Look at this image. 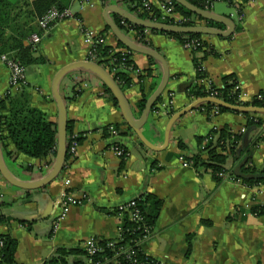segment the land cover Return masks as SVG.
Listing matches in <instances>:
<instances>
[{
    "label": "crops",
    "instance_id": "1",
    "mask_svg": "<svg viewBox=\"0 0 264 264\" xmlns=\"http://www.w3.org/2000/svg\"><path fill=\"white\" fill-rule=\"evenodd\" d=\"M146 1L158 9L160 0ZM65 2L74 12V18L57 23L39 36L33 55L42 62L27 66L25 74L26 92L32 106L56 126L52 80L64 66L86 61L88 48L82 31L104 34L105 45L115 47L116 38L107 30L104 10L115 6L128 13L119 0H93L83 10L78 9L77 0ZM211 12L232 20L234 31L227 38L202 37L215 53L202 62L206 77L203 82L196 78L192 53L178 40L162 34L149 35L150 46L145 48L163 57L169 79L161 95L162 102L156 104L155 112L149 113L142 134L160 151L146 148L133 132L126 135L114 132L104 137V127L122 125L124 121L118 107L105 94L102 80L85 69L74 70L64 77L59 94L66 106L67 122H71L72 133L82 139L76 156L71 162H65L58 178L36 190L16 188L0 174V237L9 236L16 241L17 264H43L58 248L84 250L90 238L116 239L122 217L115 210L146 194L162 201L152 232L141 243L142 252L158 264H264V182L246 186L226 176L217 183L210 173L195 170L191 165L184 167L180 160V157L195 155L196 137L206 136L212 129L227 127L231 133L243 135L246 118L226 112L208 119L205 112L194 109L172 125L165 145L170 118L195 101L187 96L193 83L221 88L222 77L233 75L238 81L240 101L247 102L258 93L264 94V0H249L240 21L236 8L224 1H215ZM108 17L115 23L116 14L110 13ZM218 25L221 27L213 28L227 30L224 25ZM126 37L136 43L135 32H129ZM26 43L31 44L30 37ZM195 56L199 58L201 53ZM131 60L138 71H152L153 77L144 78L142 84L145 91L151 86L154 91L162 76L160 65L135 52ZM129 74L134 84L123 93L134 112L141 92L138 75ZM8 90L9 71L0 61V97ZM78 91L80 94L70 100ZM120 131L125 132L126 127L122 126ZM261 135L264 127L248 134L247 146L252 151L246 156H249V165L257 171L264 170V141L254 145ZM178 141L185 145L184 151L177 148ZM115 145L126 151L125 159L114 152ZM245 148L241 143L242 151ZM0 149L6 169L25 184L45 177L54 159L49 156L31 159L17 152L8 158L5 152L14 151L10 141L1 144ZM235 166L228 159L226 169L233 171ZM63 191L84 199L56 223ZM254 208L263 213L256 215L252 212ZM75 259L69 257L68 262L71 264Z\"/></svg>",
    "mask_w": 264,
    "mask_h": 264
},
{
    "label": "trees",
    "instance_id": "2",
    "mask_svg": "<svg viewBox=\"0 0 264 264\" xmlns=\"http://www.w3.org/2000/svg\"><path fill=\"white\" fill-rule=\"evenodd\" d=\"M163 1V0H162ZM198 9L204 10L207 4V0H187ZM228 3L230 6L235 7L239 14L243 15L245 5L249 0H220ZM126 8L128 13L137 16L139 19H147L150 21L162 22L160 20V13L156 8H152L151 14H149L143 7L146 0H119ZM175 15L178 14L180 18L186 19L185 23L181 25L190 26H209V27H221L218 24L207 22L196 15L192 14L185 8L177 5L171 0ZM213 4V3H211ZM65 0H0V57L6 55L8 58L14 60L19 65L23 66L25 71L26 67L41 63L40 58H35L36 48L30 43L27 45V40L32 34L38 36L44 35L46 32L38 25V19L41 18L50 9L56 8L58 10L67 8ZM124 21L120 17H116L115 24L124 34H128L130 30L136 33L134 41L136 43L146 44L143 41V29L134 26L125 21L129 26V29L122 26L121 22ZM164 24L173 25L172 21H164ZM39 27V28H38ZM107 30H109L107 28ZM49 31V30H48ZM47 31V32H48ZM151 34H162L170 38L176 39L183 44L186 41L197 40L200 45L194 50H189L192 53V62L194 64L196 78L198 81L203 82L206 79L202 69L203 60L210 56L215 55L214 51L208 47V45L202 40L204 35H181V34H167L151 31ZM26 43V44H25ZM150 46L148 40V47ZM37 47V46H36ZM115 49H126L120 42L116 40V46L110 47L106 45L95 46V62L101 66L114 80L117 86L122 92L130 88L134 83L128 72L125 70H117L119 67L131 68L136 71L137 68L131 60L133 52L129 51V54H124L120 51H113ZM201 53V56L197 58L195 55ZM138 71V70H137ZM138 75V85L140 88V98L135 104L134 116L140 117L142 114L147 99L150 93L153 91L154 86L148 91H145L142 81L146 77H153L150 69L143 72H136ZM222 87L210 85L204 86L203 84L193 83L187 90V96L190 100L194 101L200 98H206L210 93L216 92L217 97L223 102L236 105V106H254L264 108V94L258 93L252 99L247 102L238 100L239 89L238 81L233 75H226L222 77ZM105 94L108 99L117 107V102L114 99L110 90L104 85ZM80 92H74L70 100L76 98ZM260 96L261 98H258ZM162 102L160 97L154 106L151 108L150 113L156 111V104ZM198 111L206 113L207 118L210 119L218 114L231 112L235 114H241L246 118V131L249 132L255 128L264 127V115L251 114V113H238L219 108L213 104H202L195 108ZM125 126L126 131L121 132V127ZM116 132L118 135L131 134V129L126 126L114 124L106 126L102 129V135L104 137L111 136V133ZM56 125L45 120V115L40 110L34 108L31 104L30 95L26 92V85L18 90L12 91L10 88L4 96L0 97V145L6 141H10L14 146L13 152H5L6 157H12L14 152L25 155L31 159H43L50 157L53 159L56 153ZM71 122H67V137L72 136ZM262 136V135H261ZM243 135L233 134L227 127H221L218 129H212L206 136L196 137L197 153L190 158H186L188 162H191V166L195 169H203L205 172L211 174L217 183H220L223 176L222 174L233 177L235 180H240L246 186H252L264 182V170H256L249 165L250 159L248 157L247 162L241 168V172L244 175L258 174L256 178H238L234 175L233 171L226 169L228 159H232L235 165H237L244 155H248L252 148L247 146L243 151L240 150ZM74 141L79 144L81 137H75ZM264 141V135L255 139L254 145ZM69 142V140H68ZM140 146H143L139 143ZM117 146V145H115ZM121 147V146H119ZM4 148V147H3ZM177 148L181 151L186 149L185 145L181 142H177ZM123 149V148H122ZM126 151L124 150L121 159H125ZM67 158V157H66ZM133 206L128 207V203L121 209H116V213L122 215V240H101L97 241V248L99 249L92 255L93 264H157L152 263V259L144 254L141 250V243L135 244L146 234H151L156 220L162 209V201L152 194H146L139 198L132 200ZM126 208V209H124ZM136 211L139 219L132 220L130 214ZM253 213L261 215L263 211L253 209ZM1 219V218H0ZM22 223V222H21ZM146 230V232H145ZM2 246L0 249V264H17L14 260V254L16 250V241L9 236L0 237ZM129 248L130 255L127 257L126 253L121 251L125 248ZM69 257H76L75 262L71 264H87L86 252L80 249H66L58 248L54 255L45 261L43 264H70L68 262ZM114 260V261H113Z\"/></svg>",
    "mask_w": 264,
    "mask_h": 264
},
{
    "label": "water",
    "instance_id": "3",
    "mask_svg": "<svg viewBox=\"0 0 264 264\" xmlns=\"http://www.w3.org/2000/svg\"><path fill=\"white\" fill-rule=\"evenodd\" d=\"M173 1L177 5H180L181 7L191 12L192 14L196 15L197 17L207 22L224 25L227 28V30L220 31L213 27L201 26V25L186 27V26H176V25L153 23V22L145 21L135 16H132L131 14L124 12L122 9L118 7H115V6L107 7L104 10L103 18L105 20L107 27L111 31L112 35L116 38V40L120 42L127 50L148 56L154 59L160 65L162 76H161V80L158 86L147 99L145 108L142 114L140 115V117L136 118L124 96V93L117 86V84L114 82L112 77L97 63H93L89 61H80V62L71 63V64L64 66L54 75V78L52 80V88H51L52 97L57 107V117H58V123L56 126V129H57L56 153L53 159L52 166L49 169V172L45 177L41 178L40 180L36 182L25 184V183L20 182L16 178H14L10 174V172L6 169V166L4 165V161L2 159V154H1V149H0V174L8 184L16 188L22 189V190H36V189L44 188L45 186L50 184L52 181H54L56 178H58V176L61 174L64 168V164L66 162V157H67V142H66L67 116H66L65 103L61 95L59 94V86L61 84V81L64 79L66 75L70 74L72 71L77 70V69H85L97 75L102 80L104 85L110 90L114 99L116 100L117 107L120 110L121 116L126 126L132 130V132L135 134L137 139L146 148L153 150V151H160V148L154 147L144 138V135L142 134V129L146 123V120L150 113L151 108L154 106L157 100L161 97L162 93L164 92L166 88V85L169 79L166 63L163 57L158 52L142 47L132 42L128 37H126L124 33H122V31L118 28V26L112 20H110L108 15L110 13L116 14L122 20L134 26L140 27L142 29H149L151 31L160 32V33L181 34V35L197 34V35H204V36H218L222 38H227L230 35H232L234 31V23L232 22V20L225 18V17L215 15L211 11H205V10L198 9L197 7H195L193 4H191L187 0H173ZM205 103L213 104L219 108H224L232 112L264 115V108H259V107H254V106L230 105L221 100L210 98V97L200 98V99L195 100L188 107L177 112L170 118L166 131H165V145H166V142L168 141V136H169V132H170L172 125L184 114L194 110L198 106L205 104ZM248 134H249V130H247L243 134L242 148H245L248 145ZM240 150H241V147H240ZM248 157L249 156L244 157L235 166L233 173L236 177L249 179V178H256L258 176V174L244 175L241 172V168L247 162Z\"/></svg>",
    "mask_w": 264,
    "mask_h": 264
},
{
    "label": "built area",
    "instance_id": "4",
    "mask_svg": "<svg viewBox=\"0 0 264 264\" xmlns=\"http://www.w3.org/2000/svg\"><path fill=\"white\" fill-rule=\"evenodd\" d=\"M92 1L93 0H77V2H76L77 3V7H78L79 10H83L84 8L91 6L92 5ZM215 1H217V0H207V2H210V4H207L205 6L204 10L205 11H211V7H212L211 3H214ZM159 2L160 3H159L157 11H159V13H160V20L162 22L150 21V20H147V19H143V20L149 21V22H153V23H159V24H164L163 23L164 21H168L169 20V21L173 22V25L183 26V25H181V23H185L187 20L183 19V18H180V17H178V18L175 17L176 15L174 13V8H173L171 0H163V1L160 0ZM143 7L145 8V10L149 14H151V10L153 8L152 5H150L148 2H145ZM74 15H75L74 12L71 11L70 8H68V7L64 8V9H61V10H58L56 8H52L47 13H45L41 18L38 19V25H39V27L41 29H43L45 32H47L48 30H50L57 23L62 22L64 20H68V19L74 18ZM236 15H237V19L239 21L243 18V15L239 14L237 9H236ZM121 25L129 29V26L125 23V21H122ZM143 30L144 31H143L141 36H143V41L146 42V44H142V43H137V44H140V46H143V47H146V46L148 47V38H149V35L151 34V30H149V29H143ZM131 31L132 30H130L129 32H131ZM82 33H83L82 36L84 38V42H85V44L87 45V48H88L87 49L86 61L96 63L95 62V57L96 56H95L94 48H95V46L105 45L106 36L104 34H93L92 32H89V31H82ZM30 42H31V45L34 48H36V46L40 42L39 36L37 34H32L30 36ZM199 45H200V42H198L197 40L186 41V42H184L182 44V46L185 49H187V50H194ZM113 51H120V52H122L124 54H129L130 53L129 50H127V49H123L122 50V49H115L114 48ZM0 61L2 63H4V65L6 66V68L9 71V88L12 91L18 90L19 88H21V87L26 85V81H25L26 71H25L23 66L19 65L14 60L8 58L6 55H2L0 57ZM117 70H122V71L125 70V72H128V73H131V72L136 73V72H138L137 70L133 71L130 67L129 68L119 67V69H114L113 71H117ZM208 97L221 100L220 98L217 97V93L216 92L210 93ZM258 98H261V97L258 96ZM239 99H240V96H238V100ZM75 137H76V135L73 134L72 136H68L66 138V142H67V158H66V162H68V163L73 160L74 156H76V150H77L78 144L74 141ZM68 140H69V142H68ZM112 149L120 157L122 156V154L124 152V149H122L119 146H113ZM125 156H126V154H125ZM180 160H181L182 165L184 167H188V166L191 165V162H188L187 160H185L182 157H180ZM220 176L226 177L227 175L222 174ZM231 178H233V177H231ZM79 197L80 196H76V195H74L72 193L65 192V191H63L61 193L60 200H59V203H58L59 212H58V214L55 217L56 223H59L61 220H63L66 217V215H67V213H68V211H69V209L71 207L78 206V205L82 204V198L84 199V196H82L80 198ZM133 205H134V202H131V201L128 202V207L129 206H133ZM123 206L124 205L118 207V209H121ZM124 209H126V208H124ZM116 214L118 216H120V218L122 217V215L120 213H116ZM130 218L132 220H138L139 219L138 213L136 211L132 212L130 214ZM145 232H146V230H145ZM149 236H150L149 234L144 235L135 244L142 243ZM117 240H122V229L121 228H120ZM96 244H97V240L94 239V238H90L84 244V250H85L86 256H87V259H86L87 264H93L91 257H92L93 254H95L99 250L97 248ZM1 246H2V241H0V247ZM128 249L129 248L127 247V248H125L124 250L121 251L122 253H126L127 257L130 255V252L128 251ZM133 262H135V261H133ZM154 262L155 261L153 260L152 263H154ZM132 263H130V264H132ZM155 263H157V262H155ZM113 264H115V261H114Z\"/></svg>",
    "mask_w": 264,
    "mask_h": 264
},
{
    "label": "rangeland",
    "instance_id": "5",
    "mask_svg": "<svg viewBox=\"0 0 264 264\" xmlns=\"http://www.w3.org/2000/svg\"><path fill=\"white\" fill-rule=\"evenodd\" d=\"M244 132H246V129L244 128ZM244 132H243V134H244ZM227 176H229V175H227Z\"/></svg>",
    "mask_w": 264,
    "mask_h": 264
}]
</instances>
